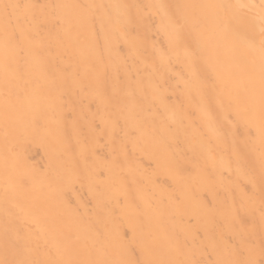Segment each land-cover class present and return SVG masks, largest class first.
I'll return each mask as SVG.
<instances>
[{"label": "bare ground", "instance_id": "6f19581e", "mask_svg": "<svg viewBox=\"0 0 264 264\" xmlns=\"http://www.w3.org/2000/svg\"><path fill=\"white\" fill-rule=\"evenodd\" d=\"M0 264H264V0H0Z\"/></svg>", "mask_w": 264, "mask_h": 264}]
</instances>
